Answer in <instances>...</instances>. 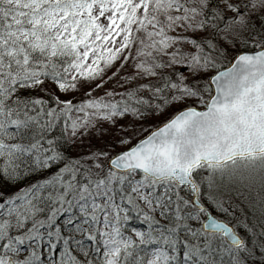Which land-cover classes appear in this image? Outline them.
I'll list each match as a JSON object with an SVG mask.
<instances>
[{
	"label": "snow or ice",
	"instance_id": "snow-or-ice-1",
	"mask_svg": "<svg viewBox=\"0 0 264 264\" xmlns=\"http://www.w3.org/2000/svg\"><path fill=\"white\" fill-rule=\"evenodd\" d=\"M0 264H264V0H0Z\"/></svg>",
	"mask_w": 264,
	"mask_h": 264
}]
</instances>
